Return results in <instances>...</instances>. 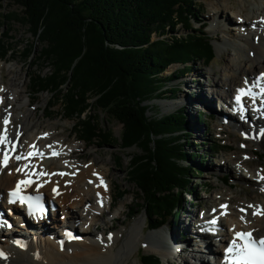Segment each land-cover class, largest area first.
<instances>
[{
    "label": "trees",
    "instance_id": "1",
    "mask_svg": "<svg viewBox=\"0 0 264 264\" xmlns=\"http://www.w3.org/2000/svg\"><path fill=\"white\" fill-rule=\"evenodd\" d=\"M5 2L22 8L20 20L33 28L42 46L36 60L53 68L48 76L31 78L35 93L58 98L51 101V109L60 105L66 119L77 118L80 136L98 146L107 148L111 139L96 118H89L92 108L118 121L123 129L121 145L142 151L131 156L129 166V181L143 194L134 199L137 209L146 210L153 230L166 226L169 217L179 218L181 199L195 172L185 165L194 155L186 149L187 120L183 109L156 115L151 103L172 93L174 77L165 76L171 66H184L175 72L180 76L191 70L189 62L209 66L216 58L212 38L193 23L197 4L193 0H0V8ZM35 51L31 48L26 55ZM0 52L1 57L10 52L3 41ZM127 193L119 187L118 199ZM141 264L164 263L161 256L150 254L142 257Z\"/></svg>",
    "mask_w": 264,
    "mask_h": 264
},
{
    "label": "bare ground",
    "instance_id": "2",
    "mask_svg": "<svg viewBox=\"0 0 264 264\" xmlns=\"http://www.w3.org/2000/svg\"><path fill=\"white\" fill-rule=\"evenodd\" d=\"M262 7V10L252 9L251 11L255 13V16L251 17L250 14V16L246 15L249 9L247 5L244 6V11H242L240 8H232L228 0H223L222 4H213V9L215 10H212V12H214L215 17L221 18L220 12L224 9L226 12L231 13V17H228L225 20L226 22L230 23L232 18L236 19L237 25L233 30H235L236 37L240 39L243 45H235L236 55L229 58L225 70L221 73L220 79L222 83L220 84V81L213 80L214 86L221 85L225 89V91L216 90V92H213L217 94V99L214 100L209 96L200 101L189 100V102H184L189 114H193L194 109L199 106L206 108L213 106L219 110L218 118L220 120L221 117L224 119L223 116L227 115L229 122L226 123L224 120L223 122L242 133V136H240L241 141L248 149H252L250 142L260 148H264V116L262 114L259 115L260 112H257V119L250 117L248 123L244 122L238 125V118L232 116L229 110L228 98L230 97L229 92L246 86L261 72H264V2ZM217 25L222 27L223 20H219ZM257 37H259L258 41H256ZM219 51L223 50L220 48ZM213 74L215 78L218 76L216 70H214ZM12 80H18L16 75H14ZM21 91V86L15 83L9 82L8 85L3 83L0 86V120H2L3 124L7 116L11 115L12 135L14 138L20 137L22 141L20 145L21 158L16 159L14 157L7 167H4L2 163L0 164V208L4 209L1 201L4 193L14 190L19 181L29 179L33 172L32 178L35 179V183L29 185L28 189L34 190L33 192L44 193L49 198L48 201L52 200L59 205V208H63L64 218L62 220L64 223L63 225L58 224L56 215L51 217V214L47 219L35 222L34 226L31 227L25 226L21 218L18 219L17 225L12 229H8L2 235L0 234V264H125L131 253L138 248L139 239L144 235V228L147 223L146 217H141L132 226L127 234L125 244L119 249L117 243L121 236L126 233L125 230L118 232L116 235L112 234L108 237L106 235V240H103L101 234L95 240L85 235L92 233V228L95 227L96 222L104 217L103 209L106 208V205L109 206L111 212L115 205L114 198L116 196L119 197L118 191L116 195L112 194L113 180H107L110 168L106 166L108 171L101 169L98 166V161L92 159V156L91 162L85 165H82L78 160L69 161V158H73L74 152L83 150L84 146L77 143L72 144L73 141L69 144L66 139L61 140L59 138L55 141L53 138H55L56 132L53 129L43 131L41 132L42 134L32 131L34 120L32 114H17V120H19L20 125L15 128L14 120L16 119L14 116L16 114L13 105L27 106L28 104L19 97ZM178 104L179 102L169 105L180 106ZM222 111H224L225 115H222ZM198 117L201 119L199 113ZM190 124L193 131L198 130L194 121ZM260 126L263 130L259 129ZM245 135H248L246 140H244ZM82 139L80 137V140ZM36 149L42 150L38 156L34 154ZM31 151H33V155L29 156L28 154ZM251 154L255 155L254 150H252ZM229 163L228 160L221 162V168L217 169L216 172L221 173L225 168H227L225 173L230 172L228 169ZM231 163L233 167L247 171L248 174L246 173L245 176L255 181L256 185L264 191V179H261V177H264V171L261 172V169L251 168L248 165L249 163L247 164L241 158H233ZM40 172H44L43 177L39 176ZM101 180H103V183H101ZM226 196L227 194L221 193L218 198L214 196L211 199L213 206L217 205V200L221 202L218 204L219 208H214L216 211L209 212L210 210H208L201 217L202 220L204 219L203 223L206 224L208 220L209 224L213 225L211 223L212 219L219 220L220 224L215 227L218 234L222 236L224 229H226L231 234V239L235 237L236 232H240L243 229L251 231L254 237L264 238V198L250 204L252 212L249 208L245 212L236 210L235 198H227ZM223 203L226 204L225 208H222ZM192 206L198 209H188V214L192 213L195 218L200 219L199 207L201 206L197 202ZM243 207L247 206L241 205L239 210H242ZM12 208V212H15L16 206ZM76 209L80 211L79 214L74 212ZM69 213L72 215H69ZM193 218L194 216H192L191 223H194ZM196 222L194 223L195 227L197 225ZM78 223L82 224V230L79 234L83 235H81L80 240H73L67 236L66 231L78 229ZM96 229L98 230L99 227H96ZM186 235H188V238ZM203 239L207 242L205 236L200 234L194 226L193 229L187 228L186 234L181 235V238L173 235L170 229H162L161 231H154L148 234L147 240L150 244L147 248L163 253H167L168 250L176 253L175 251L178 249L186 252L187 247H192L190 244L195 245L194 247L196 248L194 250H197L200 241ZM220 239L222 242L226 241L223 237H220ZM175 246L176 250H174ZM216 249H210V252L214 255L213 258L216 259V261L213 260L214 264L220 262L223 255L220 256L219 253L225 251L222 245ZM119 254L123 257L118 258ZM182 257L183 264L188 263L184 260L186 256ZM194 259L199 260L201 264H209L208 261L206 262L200 256L196 255Z\"/></svg>",
    "mask_w": 264,
    "mask_h": 264
},
{
    "label": "rangeland",
    "instance_id": "3",
    "mask_svg": "<svg viewBox=\"0 0 264 264\" xmlns=\"http://www.w3.org/2000/svg\"><path fill=\"white\" fill-rule=\"evenodd\" d=\"M193 1L198 6L196 9V20L193 21L195 28L203 30L212 38V43L216 50V58L209 66H206L204 62L198 60L189 62V67L191 70L188 73L186 72L180 76L174 73L177 70L184 69V66H181L180 64L171 66L165 72V76L174 77V88L171 89L172 93L163 96V99L161 100L151 103L152 111L153 113H156V115H165L170 112L183 109L187 120L186 134H188V139H190L186 149L189 153H193L194 155L198 154L199 156L197 159V156L192 158L194 155H191L190 161L185 164L189 165V167L195 170L190 181V190H194V194H192L190 190L184 194L181 199L183 205V214L179 218L169 217V222L167 225L159 230L148 228L149 215L145 209L141 207L137 209L136 201H134L135 197L139 195L140 190L135 183L129 181V166L131 163V156L137 153L138 155H141L142 151H139L137 148H124L120 141L123 130L122 125L118 121L110 118L108 114L102 110L97 109L96 106V108H92L91 112L89 113V118H96L95 120L97 121V125H99L100 128L106 132L104 134L109 135L111 143L108 144V147L106 148L105 145H96L97 142L95 141H88L85 138L80 140V133L76 130V128H78L77 125L79 120L77 118L69 120L66 119V115L64 112H62L60 105H55L51 109V101L58 100V98L54 100L53 94L46 92L37 95L33 90L31 78L36 77L38 74L43 77L48 76L52 72L53 68L50 64L40 63L38 60H36L42 52V46L34 36L32 32L33 28L29 24H26L20 20L23 15L22 8L9 2H5L0 8V41H3V44L10 49V52L3 57H1L2 55L0 52V86H2L3 83L8 85L9 82L19 84L22 90L19 97L28 103L27 106L19 104L13 105L16 114L14 116L16 119L14 120V127L16 128L20 125L19 120H17V114H32L34 119L33 127L31 129L32 131L42 134L41 132L43 131L53 129L56 132V139L53 138L55 141L59 138L61 140L66 139L67 143L69 142V144H71L73 141L72 144L77 143L78 145L80 144L84 146L83 150H76V152L73 154V158L68 159L69 161L78 160L80 163H82V165H85L91 162L92 156V159H96L98 161V166L101 169L107 170L106 166L110 168L109 171L107 170L109 174L107 180H113L112 194L116 195L119 187L129 193L123 199L118 201L114 200L115 205L111 212L109 206L106 205V208L103 209L104 217L96 222L94 225L95 227L92 228V233L85 235L88 236V238L92 237L94 240L98 239V237L102 235L103 240H106V235L107 237L112 234L116 235L118 232L125 230L126 233L121 236L117 243L119 249L125 244L127 234L132 226L141 217L145 216L147 223L145 224L144 235L139 239L138 248H136L131 253V256L128 258L125 264H141L142 257L150 254L161 256L164 264H183L182 256L184 255L186 256V259L184 260L188 262L186 264H194L196 260L194 257H196V255L206 260V262L208 261L209 264H214V255L209 251V248L198 247L197 250H194L196 247H194L195 245L193 244H190L193 249L192 247H187L186 252L181 249L176 250V246L174 248L176 253H174L172 250H168L169 253H163L161 251L160 253L155 250H149L147 248V246L150 244L147 240L148 234L154 231H161L162 229H170V232L173 235L181 238V235L186 234L187 228L190 227L193 229V226L196 228L194 224L195 215L192 213H190L191 215L188 214V209H198L192 206L195 202H197V204L201 206L199 207L200 217H203L205 213L208 212V210H210L209 212H214L216 211V208H219L218 204H220L221 201L217 200V205L213 206L211 199L214 196H217L218 198L221 193L227 194V198H235L237 204L235 206L237 208L236 210L241 211L239 210V206L241 205L247 206L243 207V211L245 212H247L248 208L249 210L251 209L250 204H253L257 200H262L264 198V191H262V189L256 185L255 181L245 176L246 173L243 172L244 169L239 170L233 167V164L231 163V159L241 158L247 164L249 163L248 165L251 168L253 167L258 170L261 169L260 171L263 172L264 148H260L254 143L250 142L252 149H243L241 144L242 139L240 137L241 133H238L240 131L233 129L230 126H225L222 123V117L221 120L218 118L219 110L215 109L213 106L210 108L199 106L197 109H194L193 114H189L187 106L184 103L185 101L189 102V100L200 101L209 96L214 100L217 99V94H214L213 92H216V90L225 91V89L222 88L221 85L214 86L213 80L215 79L216 81H220V84L222 83L220 79L222 75L221 73H223L225 70L229 58L236 55L235 45H243L240 39L236 37L237 34L235 30H233L237 25L236 19L232 18L230 23L225 21L228 17H231V13L229 12V14L228 11L226 12L223 9L220 12V17H222L218 18L217 16L215 17L214 12H212V10H215L213 9V4H222L223 0ZM228 1L232 8H240L242 11H244L245 5L249 6V9L247 10L248 13H246V15L250 14L251 17L255 16V13L251 10H262V5L264 2V0ZM219 20H223L222 27H218L217 25ZM179 32L181 34L185 33L183 30H180ZM252 38H254V36H252ZM258 39L259 37H257L256 41H258ZM31 48H33V51H36L30 57V55H26V53ZM220 48L223 51L220 52ZM214 70H216L218 74L216 78L213 74ZM14 75H16V78H18L17 81L12 80ZM174 90H176V92H174ZM178 102V105L180 106L169 105L171 103ZM51 110L52 115L49 116ZM196 111L198 112L195 114ZM200 112H205L207 117H205V119H200L198 117V113ZM222 113V115H225L224 111H222ZM192 121H194L198 127V130H194L195 132L193 131V128L190 124ZM211 146H214L215 149H212ZM252 150H254L255 155L251 154ZM225 160L230 162L228 164V169L230 172L225 173L227 170V168H225L223 172L217 173L216 170L221 168V162L223 163ZM224 178H226V182L222 180ZM208 185L209 187H207ZM139 202L141 203V201ZM56 205L58 204L56 203ZM74 212L79 214L80 211L76 209ZM69 215L72 214L69 213ZM192 216H194V223H191ZM63 218V208H59L56 212V220L58 224L63 225ZM81 226L82 224L79 225L78 229L73 231L81 233ZM96 227H99V229L97 230ZM186 237L188 238V235H186ZM171 252L172 254H170ZM2 255L4 256V254ZM121 257L123 256L119 254L118 258Z\"/></svg>",
    "mask_w": 264,
    "mask_h": 264
},
{
    "label": "snow or ice",
    "instance_id": "4",
    "mask_svg": "<svg viewBox=\"0 0 264 264\" xmlns=\"http://www.w3.org/2000/svg\"><path fill=\"white\" fill-rule=\"evenodd\" d=\"M250 94L246 93L244 89L239 90V95L236 96V100L239 102L241 97ZM8 123L7 120L4 122ZM7 142V137L0 136V144H5ZM29 156L33 153H29ZM55 155V153H54ZM16 159L21 157L17 156ZM9 162V157L7 153L4 154L3 163L7 166ZM19 171V169H17ZM63 175V173H61ZM264 179V177H261ZM31 180H21L17 183L15 190H13L10 195L12 197V203L19 201L21 204L28 203L30 209L33 208V201H38L39 197H25L21 195V188L28 187L31 184ZM103 183V180H101ZM55 191V189H54ZM226 207V206H225ZM243 211V209L241 210ZM212 224H215L216 221H211ZM237 239L242 241V243H237ZM226 260L228 264H264V238L254 240L252 238L251 232H236L235 238L232 240L230 246L226 249Z\"/></svg>",
    "mask_w": 264,
    "mask_h": 264
}]
</instances>
